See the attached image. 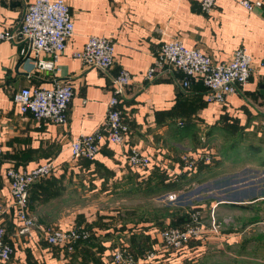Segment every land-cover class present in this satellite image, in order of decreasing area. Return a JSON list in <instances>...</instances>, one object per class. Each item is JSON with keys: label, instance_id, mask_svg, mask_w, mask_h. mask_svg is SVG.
<instances>
[{"label": "crops", "instance_id": "obj_1", "mask_svg": "<svg viewBox=\"0 0 264 264\" xmlns=\"http://www.w3.org/2000/svg\"><path fill=\"white\" fill-rule=\"evenodd\" d=\"M33 1L0 0V31L17 28L27 6ZM67 1L74 18L75 33L56 62V77L72 83L75 90L65 124L39 121L28 113L20 112L13 101L14 93L25 86L51 87L54 73L39 69L32 57L22 56L23 43L0 40V224L6 227L7 237L15 248L12 259L0 261V264H94L93 258L88 262L82 259L81 247L71 250L50 245L45 237V228L105 231L99 224L107 222L108 217L105 216L108 215L97 204L92 207L86 205L91 202L90 197L96 196L98 200L107 192L104 191L107 186L110 192L123 193L133 175L137 174L138 181L147 180L155 167L169 179L185 173L188 176L202 174L203 181L214 180V189L218 190L215 199L220 203H214L213 211L225 209L230 212L234 206L247 207L264 200V69L261 67L264 6L248 10L240 0H217L214 9L206 13L198 0ZM91 35L114 39L116 63L109 70L85 66L75 57L74 53L83 49ZM174 37H180L187 46L200 48L217 62L228 60L238 48L244 47L253 57L254 72L245 87L229 95L224 104L205 100V87L200 78H193L185 91L183 74L174 69H167L151 80L146 79L161 44ZM120 67L134 75L120 103L131 129L126 144L105 141L94 159L74 158L72 141L103 127L107 104L113 95L114 78ZM180 91H185V99L201 105L192 117L203 122L207 134L215 127V142H219L217 137H225V147L210 145L215 159L205 164L207 168L194 173H179L181 167L178 163L187 151L179 149L170 140L171 137L183 140L170 123L184 120L175 109ZM169 112L174 115L161 116ZM159 120L166 122L159 124ZM207 134L204 132L202 140H207ZM240 137V150L239 147H230L232 141ZM133 148L153 154L154 159L157 156L159 163H154V169L146 176L136 173L138 171L126 162L124 154ZM234 152L241 154L238 155L240 169L253 171L250 176L258 177L260 181L257 186L250 187H258L255 194H249L246 188L231 192L248 198H233L226 192L227 186L238 181L250 182L249 179L237 178L241 172L225 168L238 166L233 163L237 158ZM253 153H258L257 158ZM49 159L54 160L57 168L36 182L29 201V210L35 215L37 226L31 236L19 237L15 214L10 208L13 198L6 170L9 167L30 170ZM254 161L259 168L253 169ZM254 181L251 180L252 183ZM223 203L226 205H221ZM231 219L232 216L230 219L225 216L224 222L228 224ZM226 232L231 233L232 229ZM102 244L107 246L106 242ZM156 244L157 241L152 246ZM121 245L130 247L129 243L121 240L104 254L97 247H93L92 252L107 264L113 250Z\"/></svg>", "mask_w": 264, "mask_h": 264}, {"label": "built area", "instance_id": "obj_2", "mask_svg": "<svg viewBox=\"0 0 264 264\" xmlns=\"http://www.w3.org/2000/svg\"><path fill=\"white\" fill-rule=\"evenodd\" d=\"M198 2L204 12L210 13L217 0ZM240 3L248 10L264 6V0H240ZM74 33V18L67 0H34L27 6L17 28L0 31V40L23 43L25 46L21 50L22 56L32 57L39 69L54 73L51 87L25 86L14 93L13 101L21 113H28L39 121L55 124L63 125L68 121V108L75 90L72 83L56 77V62ZM74 55L85 66L109 70L116 63L115 41L112 37L91 35L83 49ZM253 63L252 55L244 47L238 48L228 60L217 62L200 48L187 46L180 37H174L161 44L154 63L145 76L151 80L167 69H174L183 74L185 87L190 85L193 78H200L207 89L206 101L224 104L229 95L237 93L248 83L254 72ZM261 67L264 69V55ZM133 79L132 73L120 67L114 78L113 95L107 104L103 127L93 133L82 134L72 141L71 152L74 158L94 159L105 141L118 145L126 144L131 129L120 103L121 96ZM124 156L126 162L144 176L151 171L155 163L153 154L143 153L137 148H133ZM214 159L213 150L207 145L201 146L182 155L178 163L181 167L179 173H194L201 164ZM56 168L54 160L49 159L30 170H19L16 167L6 170L13 198L10 208L15 214L16 234L19 237L31 236L37 226V219L29 210L32 184L48 177ZM168 196L174 199L177 194L169 193ZM200 216L201 212L195 211L190 223L163 229L160 240L157 237V244L143 257L135 255L127 245L117 247L111 253L107 264H149L161 254L178 255L183 249L188 251L192 241H200L205 245L208 229L201 222ZM216 225H213L211 232L218 230ZM44 233L50 245L64 246L71 250L79 240L90 236V231L85 228L62 230L46 227ZM14 253L15 248L7 237V229L0 224V261L9 262Z\"/></svg>", "mask_w": 264, "mask_h": 264}, {"label": "rangeland", "instance_id": "obj_3", "mask_svg": "<svg viewBox=\"0 0 264 264\" xmlns=\"http://www.w3.org/2000/svg\"><path fill=\"white\" fill-rule=\"evenodd\" d=\"M196 124L195 129H198L196 138L184 137L183 140L180 141L176 137H171L170 140L173 141L174 144H177L179 149L185 148L187 152L193 151L204 145L217 147L219 144V146L223 145V147H225V143H223L225 137H217L219 142L216 143L214 140V138H216V132L208 136L207 132L204 130L205 127L202 125L203 122L196 121ZM204 132L207 134V140H202ZM258 138L259 136L257 139ZM257 139L254 138L255 143ZM240 152L241 151H239V153ZM234 154L237 157L235 159L236 163L233 162L234 166H236L241 162L238 156L241 154H238V152H234ZM257 156L258 153H253V157L257 158ZM156 157L157 156H155L154 159L156 161L155 163H159ZM156 166L159 167L160 165L156 164ZM252 166L253 169L259 168L257 161H254ZM225 168H228L229 171L241 172L240 176H237L238 179L242 177L250 180L248 183L238 181V183L234 185L227 186L228 190L226 192L229 193V196L233 198H248L238 193L245 188L248 189L249 194H251V192L254 194L258 192V187L250 188L251 186H257L260 182L257 180L258 177L250 176L253 171L247 169L241 170L239 165L235 169L240 170H235L234 167L232 169L231 165L225 166ZM251 180H255L254 183H252ZM135 186L138 185L135 184ZM214 188H216L214 180L199 181L198 179L189 182L183 190H171L159 193L146 192L144 189L124 190L123 193L115 191L110 192L107 186V189L104 190L107 192L101 194L102 196L98 200L95 199L96 196H91V202L87 204L85 202L84 204L90 207L97 204L96 206H98L104 214L108 215L105 216L108 217L105 223L106 225H110L111 229L114 227L118 229L121 225H127L126 223H128V227H133L138 231L147 227L149 231H154L156 241L157 237H159L160 240V234L163 229L177 227L171 225L172 218L174 220L185 219L183 222L184 224L181 225L184 226L191 222L192 215L195 211H200L202 214L200 220L208 229L206 232L208 238L205 241V245L200 247L196 240L192 241L190 243L192 249L179 255L166 254V257L159 259H162V261H158L160 264H188L189 262L191 264H264V200L249 204L247 207L234 206L233 211L230 212L225 209H223L222 212L215 210L216 213L212 214L215 212L212 210L214 203H220V201H216L215 199L218 195V190ZM112 189H114L113 186ZM232 191L238 192L231 193ZM169 193H176L177 197L170 199L168 196ZM221 205L226 204L223 203ZM213 215L215 217L214 219ZM225 216L229 219L232 216L228 224L224 222ZM135 224L137 225L134 226ZM149 224H153V226ZM215 224L218 225V230L211 232ZM229 229H232L231 233L226 232L229 231ZM101 233H105V231L102 230ZM121 233L124 232L121 231L120 233L116 232L111 234L110 238L114 246L118 242H121V240L129 243V238H126L125 235L122 237ZM119 237L124 239H119ZM156 241L154 243H156ZM134 249L139 251L135 247ZM150 249L151 248L147 249L146 252Z\"/></svg>", "mask_w": 264, "mask_h": 264}, {"label": "trees", "instance_id": "obj_4", "mask_svg": "<svg viewBox=\"0 0 264 264\" xmlns=\"http://www.w3.org/2000/svg\"><path fill=\"white\" fill-rule=\"evenodd\" d=\"M203 83V82H202ZM204 85V84H203ZM188 87V86H187ZM187 87L183 86V88L185 89V91L188 89ZM205 87V86H204ZM185 91H180L178 94V103L177 106H175L176 108V112L177 115H179L180 117H182L184 120L181 121V123H178V121H170V123H172L171 128H173V131H175V133H178L179 136L181 138L184 137H190V138H196L197 137V130L196 128V120L194 119L193 114L197 113L199 108L201 107V105L198 104H193V102L185 99ZM206 94H207V89L205 87V100H206ZM164 115H168V116H173L174 114L172 112H169L167 114H161V116ZM173 119V118H170ZM200 120V119H199ZM166 121H158L159 124H163ZM198 122V121H197ZM215 127H213L212 130L209 131L208 135H211L213 133V131H215ZM238 140V141H237ZM241 140L240 138H236L235 141H232V143L230 144V147H239V142ZM240 149V147H239ZM204 167L207 168V166L205 164H201L199 166L198 170H202ZM154 169V168H153ZM152 171V170H151ZM109 172V171H108ZM138 173V172H136ZM202 173V172H200ZM110 175H113L112 171L109 172ZM135 178H134V177ZM131 178V182L128 188H126L125 190H132V189H144L146 190V192H167V191H171V190H183L186 188V186L189 184V182H191L192 180L198 179L199 181H203L202 178V174H197V175H193V176H188L185 173L184 174H180L176 177V179H169L167 177L166 174H163L161 171H159L158 168L155 167V169L153 170L152 174L149 176V178L147 180H143V181H138L137 180V174L133 175ZM37 182V181H36ZM33 183L31 188H30V196H31V191L32 188L34 187V185L36 184ZM135 184H137L138 186H135ZM29 196V197H30ZM211 200V199H210ZM209 200V201H210ZM170 218V217H169ZM183 220V221H182ZM185 219H177L174 220L173 218L171 219V225L172 226H181L183 225ZM127 225H121V227H119L117 229V227L114 228H110V225H106V223H100L99 227L106 229L105 233H101L102 231H97L95 229H91L90 231V236L87 239H81L79 240L74 247L79 248L81 247L82 249V259L85 262H88L89 259H94V264H104L101 260V258H96L93 255V247H97L98 250L104 254V252H106L109 248L113 249L114 245L111 242V234L113 233H120L121 231H123L124 233H121V235L124 237V235L129 238V244H130V249L131 251L139 256V257H143L146 250L153 247V242L156 241V237L154 235V231H149V228L144 227L141 230H136L133 227H128V223H126ZM137 224H135L134 226H136ZM150 226H153V224H149ZM113 230V231H112ZM101 241V242H100ZM106 242V244L109 245H104L102 243ZM197 244L200 245L201 242L197 241ZM204 246V244H201ZM190 246V245H189ZM134 247L139 250L136 251L134 249ZM201 247V246H200ZM75 248V249H76ZM152 249V248H151ZM188 249H192V246L188 247ZM187 249H183L179 254H182L184 252H186ZM141 253V254H139ZM169 255H171L170 253H168ZM178 254V255H179ZM166 254H161L158 258L154 259L153 261H151L149 264H160L158 261H162L159 260L160 258H164ZM169 259V258H168ZM185 259V258H184ZM163 264V263H162ZM169 264V263H166ZM188 264H191L190 262Z\"/></svg>", "mask_w": 264, "mask_h": 264}]
</instances>
